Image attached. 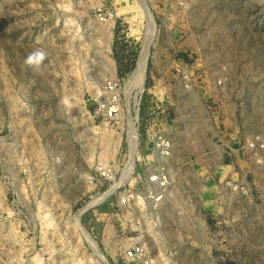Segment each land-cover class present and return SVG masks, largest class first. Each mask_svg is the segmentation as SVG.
Segmentation results:
<instances>
[{"label": "rangeland", "instance_id": "obj_1", "mask_svg": "<svg viewBox=\"0 0 264 264\" xmlns=\"http://www.w3.org/2000/svg\"><path fill=\"white\" fill-rule=\"evenodd\" d=\"M146 2L154 35L129 97L139 0H0V264H264V0ZM110 81L122 112L108 121ZM158 132L173 148L159 206Z\"/></svg>", "mask_w": 264, "mask_h": 264}, {"label": "built area", "instance_id": "obj_2", "mask_svg": "<svg viewBox=\"0 0 264 264\" xmlns=\"http://www.w3.org/2000/svg\"><path fill=\"white\" fill-rule=\"evenodd\" d=\"M114 12L112 8L101 11L98 14V18L101 22H109L113 19ZM105 90L107 91L109 97L105 103L102 104L105 110L106 120L111 121L116 119L122 112V105L120 103V86L117 81H110L106 84ZM171 139L168 135L158 132L154 137V163L147 164V172L150 175L149 185L151 187L150 194L151 202L161 205L163 201L167 198L169 189V174H168V164L167 161L172 155L173 148ZM155 167V168H154ZM98 173L100 177L104 179H110L112 177V169L105 163H100L98 167ZM128 195H125L119 203L125 205L128 203ZM145 254V249L143 246H133L132 248L125 249V257L129 259H135L143 257Z\"/></svg>", "mask_w": 264, "mask_h": 264}, {"label": "bare ground", "instance_id": "obj_3", "mask_svg": "<svg viewBox=\"0 0 264 264\" xmlns=\"http://www.w3.org/2000/svg\"><path fill=\"white\" fill-rule=\"evenodd\" d=\"M139 1L141 4V7L143 9V12L146 15V19L148 21V24H147L148 25V34H147L146 45H145L144 50L142 52V55L139 59L137 68L135 69V71L132 73V75L130 76V78L128 80L127 92H128L129 97H130L134 88H137L138 91L142 92V89H143L142 85L144 83V79H145V75H146L147 58H148V53H149V44H150L151 39L153 38L154 29H155L154 21H153V17H152V12L148 6V3L146 2V0H139ZM129 118H130L129 119L130 120L129 142H130V146H131L130 147V160L128 161L127 167L125 169L124 178L126 177L127 174L132 173V171L134 169V163H135L134 161L136 158V154L138 152V132H137V126H136L138 118L137 117L133 118L131 115ZM115 187H116V185L112 186L109 189V191H107L105 194L101 195L98 199L92 200L87 206L93 205V204L97 203L98 201L102 200L103 198L105 199V196L110 194L114 190ZM81 213H79V215L76 217V221H75V223L78 227L81 224V223H79ZM81 229H82V227H81ZM86 239L90 243V245L95 249V251L97 252L99 257L100 258L102 257L105 260V257L100 252V250L98 249L94 238L89 233L86 234Z\"/></svg>", "mask_w": 264, "mask_h": 264}]
</instances>
